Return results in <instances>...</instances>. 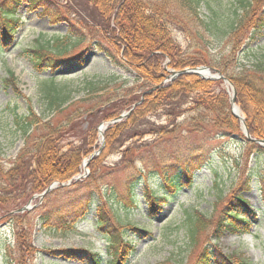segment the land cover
<instances>
[{
  "label": "rangeland",
  "instance_id": "rangeland-1",
  "mask_svg": "<svg viewBox=\"0 0 264 264\" xmlns=\"http://www.w3.org/2000/svg\"><path fill=\"white\" fill-rule=\"evenodd\" d=\"M22 1L16 16L21 22L13 43L3 46L0 53L1 169L10 168L16 160L28 161L42 142L36 140L47 135L46 130L52 126L60 131L56 138L62 151L78 147L85 140L87 147L93 149L89 156L98 152L96 156L101 158L100 168L92 180L87 179L90 174L89 156H84L77 174L82 177L80 180H73V184L71 181H56L65 186L58 185L42 197H35L56 183L53 182L41 193L29 196L22 207H7L10 210L8 214L18 216L0 223V264H9L6 260L11 257L5 252L6 247L10 248L11 264H92L81 258H66L68 254L65 251L69 250L98 255L101 264H106L110 260L109 235H117L119 244L126 242L133 248L125 264H193L205 246L219 255H232L249 264H264V145L251 141L262 148L261 152L246 150L247 143L241 130L240 136L214 129L208 113L202 116L203 124H200L199 131L194 132L186 127L187 114L177 118L175 127V124L169 125L167 117L159 110L143 119L148 126L139 130V136H129L128 140L121 142L122 145L108 149L105 132L131 113L114 124L106 123L131 110V99L139 98L140 93L141 97L135 98V101L139 102L142 98L141 82H136L135 72L124 62L122 49L94 34L100 41L87 37L81 47H76V52L82 53L80 60L49 68L48 62L52 61L45 54L43 57L47 64L37 70L24 50L39 46L52 48L53 37H71L73 34L69 33L64 19L72 21L83 32L82 21L97 22L99 11L85 0H49L61 17L59 22L54 23L50 22V18L55 10H50L49 15L42 13L47 4L39 2L32 9L25 0ZM239 1L201 0V10L203 15L209 13V8L232 14L234 7L239 8ZM249 2V19L264 14V0ZM81 26L83 30H80ZM173 36L182 49L187 50L184 36L178 32H174ZM219 47L226 48V45L223 43ZM256 60H264V32L248 40L245 46L241 45L234 64H231L234 65L233 73H229L237 75L241 67H250ZM9 78L11 82L6 84L4 80ZM227 79L234 89L235 106L245 124V116L236 103V88ZM169 81L167 77L164 82ZM216 82L221 84L214 91L223 90L229 101L232 91L226 89L221 80ZM50 85L65 97L63 109L58 114L49 108L46 87ZM107 100L113 102L108 103ZM112 104L122 106L118 114L112 118H101L103 110ZM29 108L36 117L32 120L35 119V123L40 121L25 143L15 117L25 116ZM160 128L173 132L158 135ZM50 134L53 135V132ZM85 161L87 166L83 167ZM197 164L201 165L199 170ZM190 165L189 183L185 184L183 167ZM179 173L181 186L166 187L163 175L174 178ZM130 186L133 188L131 197L128 195ZM148 188L157 197H165V202L158 203L155 215L148 212L145 196ZM234 195L247 200L254 212L252 217L249 216L250 233L238 236L220 231L215 234L216 220ZM219 196L221 200H217ZM87 203L90 208L86 213L81 212L84 206L77 212L73 208L74 205L79 207ZM101 203L108 227L99 230L95 211ZM23 207L29 209L17 212ZM194 211L199 212L207 224L196 233L193 244L188 228L191 218L194 220ZM46 214L51 215L52 221L62 219L74 227L69 230L57 223L45 226L41 218ZM114 218L121 222V226ZM128 225L131 227L128 228Z\"/></svg>",
  "mask_w": 264,
  "mask_h": 264
},
{
  "label": "trees",
  "instance_id": "trees-1",
  "mask_svg": "<svg viewBox=\"0 0 264 264\" xmlns=\"http://www.w3.org/2000/svg\"><path fill=\"white\" fill-rule=\"evenodd\" d=\"M25 1L27 6L32 9L39 4H47L49 9L44 7L42 13L49 15L48 13L52 12L50 10H55L50 22L60 21V14L49 0H43V3L40 0ZM21 2L23 1H0V53L3 46L13 43L14 35L21 22L16 17ZM84 2H89L87 4L94 6L99 11L97 22L82 21L85 27L83 30L81 26L82 32L75 24H72V21L68 22L67 19H64L69 33L73 34L72 40L68 35L55 36L52 38L54 43L52 48L43 46L27 48L24 50V54L28 56L37 70H41L47 64L43 57L45 54L52 61L48 62L49 68L68 61L80 60L82 53H77L76 47H81L87 37L99 40L94 34L101 40H108L107 42L112 43L116 48L122 49L124 62L135 72L136 82H141L139 87L142 94L143 92L148 93L144 95V100L126 119L108 128L105 132L108 149L122 145L121 142L128 140L129 136L131 138L134 134L139 136L141 133L139 130L143 126H148V123H143V119L159 110L167 117L170 122L168 124H175V127L178 124L177 118L182 114H187L186 127L194 132L199 131L200 124H203L202 116L208 113L211 115V125L214 129L224 134H240L241 136L239 122L229 112L227 95L223 90L215 92L217 91L215 88L221 84L220 82L202 80L194 75H179L169 82H164L170 72L198 66H207L212 70H217L232 81L237 91L236 103L245 116V124L250 138L264 140V60H256L247 68L241 67L236 73L237 75L232 76L229 73L232 72L234 65L231 66V64H234L235 55L241 45L245 46L248 40L255 38L260 32H264V14L260 17L255 16L253 19H249L247 16L250 8L249 0L239 1V8L234 7L232 14L209 8V13L204 15L201 10V0H85ZM74 16L76 17V15ZM174 32L181 33L187 40V50L182 49L180 43L174 38ZM223 43L226 48L221 49L219 46ZM4 82L10 84L11 78ZM46 92L49 108H52L53 113L58 114L63 109L65 97L60 96L53 85L46 87ZM135 98L138 97L131 99V105L138 102L137 99L135 101ZM107 101L108 103L113 102ZM121 107L112 104L103 110L101 118L115 117ZM28 111L25 116L15 117L16 125L23 134L25 143L40 121L35 123V119L32 120V118L36 117L30 108ZM52 132L53 135L50 134ZM58 132L60 131H56V127L53 126L50 130H46L47 135L36 140L38 143L42 142L36 147L34 155L28 161L16 160L6 170L0 167V211L3 212L0 214V223L4 222L3 220H14L18 216L8 214L10 210L7 207L10 205H14V208L22 207L29 196L33 193H41L51 183L71 181L73 184L72 179L79 173L82 158L89 156L93 149L87 147L84 140L78 147L62 151L60 142L56 138ZM172 132L173 130L167 131L165 128H160L157 134L166 135ZM245 141L247 143L246 150L253 153L261 152L260 146L251 141ZM100 158L95 156L89 161L90 174L87 179L92 180L99 170ZM197 165L196 168L199 170L201 165ZM183 173L182 179L185 184H188L191 165L184 166ZM179 174L174 178L164 174L163 181L166 187L181 186L182 180L180 179L181 174ZM25 183L26 186H24ZM132 189V186L128 187L130 197L133 194ZM145 196L149 205V214L155 215L158 203L165 202V197H157L149 188ZM221 199L222 197L219 196L217 200ZM83 206L81 212L86 213L87 208H90L88 203L79 205V207L74 205L73 208L77 209V212ZM104 210L102 203L96 207L95 221L99 230L108 227ZM253 215L254 212L248 201L240 195H234L229 206L226 205L222 215L216 220L214 232L218 234L220 231H226L238 236L248 234L251 227L249 216ZM193 218L194 220L191 218L188 233L189 239L194 244L196 233L206 226L207 221L197 211L193 212ZM41 219L45 226L57 223L69 230L74 227L73 224L64 222L62 219L53 220V222L50 214L43 215ZM114 220L121 226V222L117 218ZM129 227L131 225H128ZM136 233L139 234L138 231ZM117 238V235H109L107 238L110 245V260L106 264H125L134 251L129 243L119 244ZM191 246L195 247V245ZM4 250L11 257H8L6 263L11 264L10 248L6 247ZM65 252L68 254L66 258L72 260L81 258L91 261L92 264H101L98 255L91 253L90 255L82 250ZM193 264L249 263L232 255L223 256L218 252H211L208 246H205Z\"/></svg>",
  "mask_w": 264,
  "mask_h": 264
},
{
  "label": "water",
  "instance_id": "water-1",
  "mask_svg": "<svg viewBox=\"0 0 264 264\" xmlns=\"http://www.w3.org/2000/svg\"><path fill=\"white\" fill-rule=\"evenodd\" d=\"M195 75L199 78H201L202 80H208V81H218V80H221L223 82V84L225 85L226 89H230L232 91V96L230 97L229 99V104H230V111H231V115L236 118L239 123H240V130L242 132V135L243 137L247 140V141H252L258 145H264V140L261 139V140H255V139H251L249 134H248V130H247V127L245 126L244 122H243V118H241L240 116H238L236 114V111H238L237 107L235 106V97H234V89L230 83V81L225 77L223 76L219 71L217 70H212L210 67H207V66H198V67H195V68H186V69H183V70H180V71H176V72H171V75H170V80H173L174 78H176L177 76L179 75ZM148 92H145L144 94H142V98L140 99V101L138 102V104H140L143 100V96L145 94H147ZM137 103H135L134 105H132V108L131 110H129L126 114L124 115H121L119 118L115 119V120H112L111 122H107L106 125L108 124H114L115 122H117L118 120L124 118V117H127L132 111H133V108L135 106L138 105ZM100 132V131H99ZM98 152L96 153H93L91 154L90 156V159L92 157H94L95 155H97ZM87 166V161H85L83 163V167H86ZM81 176H77L75 178V180H78L80 179ZM58 185L60 186H65L64 184H59V183H53L51 184L45 191L44 193H42L41 195L39 196H35V197H42L43 195L47 194L48 192L52 191L53 189L57 188ZM34 197V198H35ZM29 208L28 207H23L21 208L19 211L17 212H23V211H26L28 210Z\"/></svg>",
  "mask_w": 264,
  "mask_h": 264
},
{
  "label": "bare ground",
  "instance_id": "bare-ground-1",
  "mask_svg": "<svg viewBox=\"0 0 264 264\" xmlns=\"http://www.w3.org/2000/svg\"><path fill=\"white\" fill-rule=\"evenodd\" d=\"M236 114L242 118V115L239 113V111H236Z\"/></svg>",
  "mask_w": 264,
  "mask_h": 264
}]
</instances>
